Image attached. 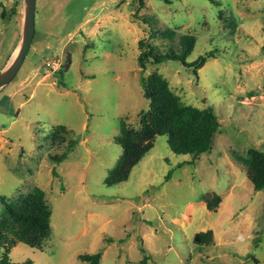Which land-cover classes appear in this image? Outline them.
I'll list each match as a JSON object with an SVG mask.
<instances>
[{"label":"rangeland","instance_id":"obj_1","mask_svg":"<svg viewBox=\"0 0 264 264\" xmlns=\"http://www.w3.org/2000/svg\"><path fill=\"white\" fill-rule=\"evenodd\" d=\"M25 7L0 0V74L21 47ZM181 37L194 42L188 63L216 57L196 73L176 62L141 70V40L179 53ZM154 74L185 106L214 111L213 150L192 162L168 137L152 139L129 179L108 187L121 124L140 131L150 111L140 78ZM253 149L264 154V0H37L30 52L0 91V219L3 199L39 188L52 233L40 249L18 243L9 260L86 264L80 256L101 253L99 264H264V191L243 162ZM208 231L211 246L194 244Z\"/></svg>","mask_w":264,"mask_h":264},{"label":"trees","instance_id":"obj_2","mask_svg":"<svg viewBox=\"0 0 264 264\" xmlns=\"http://www.w3.org/2000/svg\"><path fill=\"white\" fill-rule=\"evenodd\" d=\"M2 18H5V11L2 13ZM179 43L181 47L179 53H162L141 40L138 44L141 51L137 59L139 67L145 72L149 65L159 67L167 62H176L185 68L195 70L196 73V70L216 57L217 53L211 51L188 63L194 42L188 37H181ZM140 84L143 87L144 97L150 102V111L140 113L139 132L132 131L125 122L121 124V136L116 138V142L122 147L123 154L106 180L108 187L119 185L129 179L132 170L153 148L152 139L168 137V144L174 154L191 156L194 162L202 155L212 152L214 139L221 129L220 122L211 108L199 110L185 106L161 76L154 74L147 79L141 77ZM55 131L53 135L61 138L67 130L58 126L55 127ZM66 157V154L51 155V161L60 164ZM243 162L247 165V177L255 192L264 191V154L253 149L250 158ZM53 175L57 176L55 171ZM170 178L171 172L167 176L168 180ZM2 201L4 210L0 219V249L4 250L5 258L0 260V264H33L31 261L12 263L9 254L18 243L40 249L49 239L52 233V211L46 195L43 190L35 188L32 193L20 198L16 203H9L5 199ZM218 202L219 197L214 198L208 202V208L215 209ZM213 242L212 231L198 233L194 237V244L198 247H209ZM142 252L144 253V250ZM80 259L86 264H99L101 253L82 255ZM147 262L148 259L145 258L142 264H148Z\"/></svg>","mask_w":264,"mask_h":264},{"label":"water","instance_id":"obj_3","mask_svg":"<svg viewBox=\"0 0 264 264\" xmlns=\"http://www.w3.org/2000/svg\"><path fill=\"white\" fill-rule=\"evenodd\" d=\"M25 4L22 44L13 63L0 74V91L15 80L32 47L36 30L37 0H25Z\"/></svg>","mask_w":264,"mask_h":264},{"label":"built area","instance_id":"obj_4","mask_svg":"<svg viewBox=\"0 0 264 264\" xmlns=\"http://www.w3.org/2000/svg\"><path fill=\"white\" fill-rule=\"evenodd\" d=\"M49 67H50V68H54V66H52V65H49ZM54 69H55V68H54Z\"/></svg>","mask_w":264,"mask_h":264}]
</instances>
